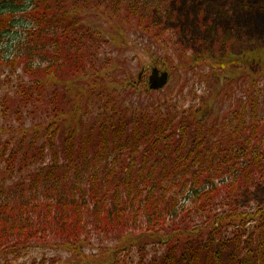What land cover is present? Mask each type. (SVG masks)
<instances>
[{
    "label": "trees",
    "instance_id": "obj_1",
    "mask_svg": "<svg viewBox=\"0 0 264 264\" xmlns=\"http://www.w3.org/2000/svg\"><path fill=\"white\" fill-rule=\"evenodd\" d=\"M175 1L0 0V61L10 70L0 74V99L12 109L9 128H0V264L28 258L34 246L80 258L81 243L117 232L138 262L117 261L115 251L108 264H264V69L256 58L252 70L239 60H190L213 64L229 85L251 80L220 122L111 96L78 118L79 105L61 91L67 79L98 77L110 65L108 39L83 20L91 10L136 23L167 54L171 46L195 53L163 23Z\"/></svg>",
    "mask_w": 264,
    "mask_h": 264
},
{
    "label": "rangeland",
    "instance_id": "obj_2",
    "mask_svg": "<svg viewBox=\"0 0 264 264\" xmlns=\"http://www.w3.org/2000/svg\"><path fill=\"white\" fill-rule=\"evenodd\" d=\"M83 20L87 26L96 29L103 40L108 39L103 57L109 54L111 62L101 76L90 77L88 72L87 75L67 79L66 89L61 87V91L79 105L78 118L83 114L98 113V104H103L111 96L112 102L121 106L172 105L198 115L209 112L207 120L220 122L233 112L232 101L237 105L235 109L243 102L251 80L239 78L234 86L229 85L218 76L213 64L206 62L194 66L191 61L202 57L223 63L239 60L252 70L255 65L252 60L256 58V66L264 69V0H176L163 23L171 31L178 32L181 41L189 43L195 53L190 50L188 57L172 46L170 54H167L149 40L136 23H125L112 12L91 10L83 14ZM194 40L196 47L192 48ZM156 62L162 65L157 66ZM163 64L167 68H163ZM0 65L4 80L10 76V70L1 61ZM153 67L170 74L168 85L161 91L149 90L148 79ZM140 75L143 76L141 81ZM128 87L131 91H125ZM6 114L7 118L4 117ZM10 117L12 109L3 105L0 99V128H9ZM1 180L3 177L0 175ZM139 235L136 234V238ZM122 237L118 232L108 238L95 234L91 243H81L82 254L85 255L80 258L65 250L34 246L28 258L12 263L75 264L87 258L90 264H108L114 260L115 251L117 261H125L124 256L128 254L127 261L137 263V251L132 255L129 250L122 251ZM148 247L151 249L153 245Z\"/></svg>",
    "mask_w": 264,
    "mask_h": 264
},
{
    "label": "water",
    "instance_id": "obj_3",
    "mask_svg": "<svg viewBox=\"0 0 264 264\" xmlns=\"http://www.w3.org/2000/svg\"><path fill=\"white\" fill-rule=\"evenodd\" d=\"M169 81V74L167 72H161L158 69H153L152 75L149 79V85L151 90L163 89Z\"/></svg>",
    "mask_w": 264,
    "mask_h": 264
}]
</instances>
